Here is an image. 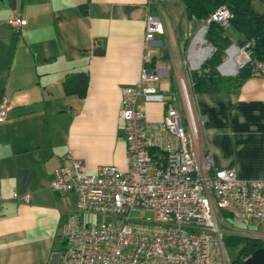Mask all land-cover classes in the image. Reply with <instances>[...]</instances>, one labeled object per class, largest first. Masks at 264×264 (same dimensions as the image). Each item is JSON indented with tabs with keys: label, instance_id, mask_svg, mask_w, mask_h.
<instances>
[{
	"label": "crops",
	"instance_id": "0c3cea01",
	"mask_svg": "<svg viewBox=\"0 0 264 264\" xmlns=\"http://www.w3.org/2000/svg\"><path fill=\"white\" fill-rule=\"evenodd\" d=\"M80 4L21 0L28 24L7 70L0 44V105L7 106L0 122V264H67L63 232L77 197L51 188L55 172L70 159L81 160L89 174L103 166L130 169L120 115L144 67L161 73L151 84L159 95L139 100L147 123L163 121L175 101L184 118L190 110L198 122L199 154L210 152L216 168H234L241 180L264 177V78H249L237 90L193 91L191 72L214 52L208 21L188 19L179 0H90L87 15ZM151 16L165 32L150 43L152 63L144 66ZM239 38L231 36L219 69L224 77L239 72ZM97 43L103 55L95 53ZM74 73L89 76L84 98L64 90ZM14 192L31 202L14 201Z\"/></svg>",
	"mask_w": 264,
	"mask_h": 264
},
{
	"label": "built area",
	"instance_id": "2783aa9c",
	"mask_svg": "<svg viewBox=\"0 0 264 264\" xmlns=\"http://www.w3.org/2000/svg\"><path fill=\"white\" fill-rule=\"evenodd\" d=\"M231 17L222 7L208 22L227 29ZM27 24L21 14L9 21L17 35ZM146 28L144 66L152 63L150 43L165 32L152 16ZM254 46L251 41L238 47L239 70L252 62ZM253 71L254 77L264 78L263 63ZM160 77L159 71L144 67L140 82L124 94L120 119L126 131L128 171L103 166L89 174L81 160L70 159L55 172L51 188L77 197L63 232L67 264H231L224 234L261 237L249 226L264 225V177L241 180L234 168H216L210 152L199 154L198 122L190 110L184 118L175 101L166 105L163 121L146 122L139 100L159 95L151 84ZM6 118L3 100L0 122ZM12 199L31 202L29 194L17 192ZM2 202L0 195V220ZM221 211L242 228L222 231ZM83 216L109 221L91 222Z\"/></svg>",
	"mask_w": 264,
	"mask_h": 264
},
{
	"label": "trees",
	"instance_id": "16d2710c",
	"mask_svg": "<svg viewBox=\"0 0 264 264\" xmlns=\"http://www.w3.org/2000/svg\"><path fill=\"white\" fill-rule=\"evenodd\" d=\"M159 1V0H158ZM162 1V0H160ZM184 3L188 19L209 21L220 8L226 7L231 13L230 26L224 29L216 22H209L206 34L207 41L214 48L211 57L200 69L191 72L190 78L194 93L219 92L228 88L239 89L249 78L254 77V67L257 63L264 64V48L261 39L264 37V0H179ZM90 0H84L79 5L83 15L88 14ZM261 8V9H259ZM233 29L240 38L236 45L240 48L255 41L252 62L239 70L234 77H224L219 67L224 63L226 51L233 45L229 30ZM97 55H103L105 50L97 43ZM89 76L86 73L68 75L64 81L67 95L86 97L89 87ZM225 219H232L229 213L222 212ZM223 244L227 251H235L236 256L231 264H244L257 250L264 248V240L241 235L224 234Z\"/></svg>",
	"mask_w": 264,
	"mask_h": 264
},
{
	"label": "rangeland",
	"instance_id": "374dc122",
	"mask_svg": "<svg viewBox=\"0 0 264 264\" xmlns=\"http://www.w3.org/2000/svg\"><path fill=\"white\" fill-rule=\"evenodd\" d=\"M84 0H82V3ZM21 0H0V44H1V55L3 57V68L5 70L9 69L11 66V61L13 57V53L15 51L16 42L18 40H22V36L17 35L12 27L9 25L10 19L16 18L21 14ZM261 9V8H259ZM230 36L237 35L236 31L230 29L229 31ZM150 213H146V216H150ZM221 216V215H220ZM222 219V216L220 217ZM83 219L88 220L90 219L91 222L95 221L100 223L103 220L109 221V219H104L101 217H91V216H83ZM229 228H242L240 224L237 222L225 219L223 223H221L222 231H229ZM244 230V229H243ZM249 231L254 233L260 234L259 236L263 237L260 239L264 240V225L257 226L252 225L249 226ZM228 235V234H226ZM228 255L230 259H233L236 256L235 251H228Z\"/></svg>",
	"mask_w": 264,
	"mask_h": 264
},
{
	"label": "water",
	"instance_id": "95a60500",
	"mask_svg": "<svg viewBox=\"0 0 264 264\" xmlns=\"http://www.w3.org/2000/svg\"><path fill=\"white\" fill-rule=\"evenodd\" d=\"M261 45L264 48V37L261 39ZM244 264H264V248L257 250Z\"/></svg>",
	"mask_w": 264,
	"mask_h": 264
}]
</instances>
